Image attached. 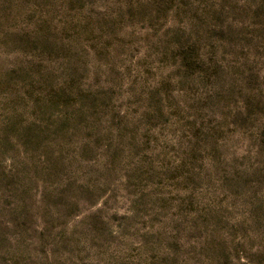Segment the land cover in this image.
Returning <instances> with one entry per match:
<instances>
[{"label": "rangeland", "instance_id": "rangeland-1", "mask_svg": "<svg viewBox=\"0 0 264 264\" xmlns=\"http://www.w3.org/2000/svg\"><path fill=\"white\" fill-rule=\"evenodd\" d=\"M0 264H264V0H0Z\"/></svg>", "mask_w": 264, "mask_h": 264}]
</instances>
